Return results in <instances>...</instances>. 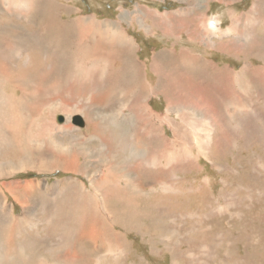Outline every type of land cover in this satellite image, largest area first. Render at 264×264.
<instances>
[{
  "label": "bare ground",
  "instance_id": "obj_1",
  "mask_svg": "<svg viewBox=\"0 0 264 264\" xmlns=\"http://www.w3.org/2000/svg\"><path fill=\"white\" fill-rule=\"evenodd\" d=\"M5 1L7 2L5 3ZM182 1L185 2L183 8L185 17H176V28L170 25H157L152 16H150V19L154 24L151 26L155 27H145L144 25H148V23L146 19H143L144 12L142 13L141 11L137 16L131 18V21H136L148 36L152 33H158V30H160L163 36L167 37H174L181 33V36L190 40L191 45L189 47L193 46V49H197L196 45L201 43L202 45L199 47H205L207 49L211 44V47L214 48V39L221 37L228 39L232 38L235 41L221 46L217 44L216 49L218 52L220 51L224 53V55L233 56L241 62V70L233 72L232 70L219 68V65L212 64L206 57L191 55V53H189L190 49H180L177 53L170 50L161 52L156 56L154 55L153 59L148 61V66L144 64V71H142L143 67L139 63L140 59L138 56L141 47L136 40L127 34L126 29H122L124 34L117 31V38L121 47L118 45H109L97 37L95 34V27L92 24H83V20H87L88 18L80 17L74 20L78 22H71L68 24L60 21L61 9L52 0H3L5 3L4 7L6 6L7 8L1 7L0 47L2 45L5 46L6 43L9 45L8 41L11 33H15L17 36L21 37L38 32L36 37L32 35L34 37V50L22 61L26 67L33 65L32 70L35 72L31 70L32 72L29 71L30 73H28L27 70L29 69L27 68L23 72L18 70L16 73V69H13L11 66V69L14 70L12 71L13 75L11 77L13 83L16 84V89L26 87L27 84H29V82H26V79L33 74L31 79L36 78V83L42 87L41 91H43L44 101L40 98V102H45V100H47L46 96L48 95L53 98L55 102L60 104L61 107H58V109H69L67 110L66 125L62 124L63 127L55 128L45 127L46 133L44 132L43 134V136H45L44 138L33 135V125H30L32 121L29 124L30 126H26L25 129L20 127L19 130L13 127L8 130L6 124H0V145L3 149H7V152L10 154H15L14 158L9 161H15V158L19 157L17 162H15L16 166L13 164V168L18 167V170H23L22 172L24 174H28L29 172L27 173V171L35 170V167L46 168L37 169L38 171L55 168L52 167V165L58 167L61 165L65 171H82L80 172L82 174L89 169L90 163H88V160L91 157L90 152L92 151L89 148L78 150V148L74 147L77 144L82 146L80 142L83 140L87 142L93 140L94 138L92 137L94 136L84 133L81 137L82 139H79L81 133L78 134L77 132L82 131L76 126L69 125L70 122L72 123L71 116L74 113H79V108L78 110L71 109L66 103V101H74L78 98H82L81 95L85 92H88L87 94H89V96L87 99L82 98L84 104L86 101H89L94 111V116L97 120L101 119V123L105 125L102 127V130L107 129L106 133L97 130L101 132V138L99 135L97 142L100 147V149H98V154L102 159V162L100 160L101 163L99 167V170L102 172H98L101 176L103 175V177L98 181L96 179V173L90 177L89 173L85 172L84 175L88 179L90 186L88 187L85 185L80 193L77 192L73 195H69V198L61 197L63 198L62 200L69 201L70 205L66 209H62L59 205H55L57 214L52 213L51 217H59V215H63L64 211L69 212V214L57 219H51V217L50 220L48 219L52 224L51 226L61 225L59 228L61 232L66 231L68 225L71 223H73L79 231L80 236L78 237L79 239L75 241L72 247L73 250L67 253H60L62 260L68 264H94V262L95 264H99L100 260L96 257L102 250L105 254L110 253L111 250L118 249V251H121L120 244L124 239L122 235H119L115 231L123 232L126 228L121 226L127 225L122 223L124 221L121 222L122 217L120 216V218L118 216V213L121 211L115 209V206L122 208L124 218H127L129 224L135 222L136 220L129 219L126 214L132 215L138 211L141 212L140 209L146 206V202L148 205L151 203V206L154 207V205L157 204L156 198L160 197L161 193H163L162 197H164L166 192H170L172 185L170 186L169 180L175 167H180L187 163V165L194 168L204 159L207 162L213 161L211 157H213L215 150L217 152L221 146L232 145V138L228 135L231 133L225 129V127H228L227 124L220 127L222 132H228V136L225 135L226 141H224L223 144L221 143V138L223 137H221L222 135L219 129V126L224 124L225 120L230 122H228L229 127L234 126V122H232L233 116L226 110L228 105H232L234 110L238 111V113L240 111L243 112V110H248L250 114L257 118H261V121L263 120L264 116L257 110H254L252 106V104H255L253 103L255 99L253 98L254 100L252 99L250 106H248L246 105L247 103L244 102V99L240 97L242 90L241 92L239 91V87H237L239 85L237 83L239 79H245L244 81L247 82L246 86L253 92L254 96L255 94L258 96L260 93L264 92V0H256V2H253L254 5L252 9L246 15L235 17V13L230 14L229 12L232 24L228 28H223V24L216 19L210 20L206 25L200 23L197 16H194L193 10L194 6H199L201 2L209 4L211 1H216L219 4L227 5L234 0ZM243 10L244 9H242V11ZM35 16H40V19ZM124 16L126 19L128 18L127 14H124ZM15 18L19 19V24L25 22L26 25L20 26L21 28L16 27L18 24H16ZM3 20L4 22L7 21L6 23L8 24H3ZM118 28V26L117 28L113 27L112 32H115V29L118 30ZM203 28L206 32L205 36L201 33ZM168 30H171L170 34H167ZM109 32L111 33V31ZM242 39L248 40H245L244 44H241V42H243L241 41ZM224 41L226 40L224 39ZM65 42L68 43L65 44ZM247 42L248 45H246ZM249 44H252L254 48L249 49ZM48 45L51 47L50 51H48L49 49H42L46 48ZM134 46L135 50L133 51ZM1 48L5 49L4 53L0 50V60L3 61H7L10 55L16 52H10L11 48L8 50L9 47ZM20 53H22V51H20ZM20 53L17 54L20 55ZM35 57L37 59L34 61ZM186 60L190 62V64H187ZM118 61L120 62V67L119 65L118 67L116 66ZM255 62L261 63V67L256 68V66L253 67L250 65L251 63L254 65ZM0 71L5 73V71H9V69L0 67ZM46 71L50 72L46 75L49 79L48 77L45 78ZM148 71L156 76L154 84L150 83L148 80ZM55 72L58 73L61 78L65 77L68 79L70 83L63 86L60 80L56 81ZM39 73L41 76L38 75ZM127 75L129 76L128 79H126ZM11 77L3 76V81L9 83ZM3 81L0 80L1 85ZM69 84H71V86H69ZM60 86H63V90L57 92ZM52 88L55 91L51 93ZM70 89L71 91H69ZM71 92L72 97L70 94ZM242 96H244L243 93ZM257 96L256 98H258ZM154 97L160 99L164 98V100L167 101L168 104L164 116H160L150 106V100ZM18 99L19 100L16 101L12 98L0 97L1 120L5 119L8 115L7 111L1 113L4 108L14 107L16 109L17 105L19 106L20 103L26 101L27 97ZM108 102L118 104L114 112L108 111L110 106H112L109 105L110 103ZM175 103L177 105H174ZM241 104L249 108L242 109ZM51 108H53L52 110L57 109L55 104H51ZM29 113L31 118H39L42 121L41 117L47 112L40 109L38 113L34 111H29ZM21 114L23 113L21 112ZM83 114L84 125H86V118L89 122V132V125L93 126L92 121L95 117H92V115H85V113ZM11 115H14V121L17 122L18 119L15 113ZM22 117L24 116L22 115ZM130 117H132L133 120H131ZM20 120L18 122H20ZM78 120L82 123L83 119ZM14 121H11L9 124L12 126L15 125ZM245 121H247V119ZM84 125L81 126L84 127ZM256 126L258 125L256 124ZM206 127L207 130L212 133L211 139L209 138V134H207L205 140H200L196 135L193 136L195 131H206ZM214 127L218 129L213 130ZM253 130L254 126L250 128L249 132H244L243 138H246V142H248L250 135L253 134ZM168 131L176 135L175 138H169ZM237 131L238 133L236 132V134L238 135L240 129ZM237 135H233L234 138ZM103 136H108L110 140L106 138L103 139ZM64 138H72L76 140L77 143L74 141L75 143L69 145L63 144ZM251 139L253 141V138ZM21 153L23 155H21ZM9 161L2 162L0 167L12 171L13 165ZM122 164H124V166H122ZM1 172L8 175L14 173L0 171V176L2 174ZM41 173L43 174V172ZM205 181L207 182V180ZM212 184L214 183L212 182ZM53 189L54 196L58 186L53 187ZM33 192L34 189L30 188L28 192L24 193L27 196H35ZM224 195H226L228 199V193L224 191ZM29 200H31L33 204V197H29ZM5 204L3 196L0 195V214L4 210L7 219L9 217L12 219V224H16L17 235H20L23 229L25 231L27 229L30 231H37L41 228L39 222L36 223L33 221L30 212L28 215L26 212L21 217H17L12 213L14 209H9L8 206L6 208ZM94 206L96 207L94 208ZM195 206H198V204ZM78 210H80L82 214L79 215L75 213ZM76 214L77 216L74 217ZM97 214L102 218L101 220H94L97 219ZM102 214L106 215V217ZM151 220L154 222L156 218L154 219V217H152ZM172 222L174 221L172 220ZM142 231L141 229V232ZM44 245L46 246L43 247ZM54 246V241L51 239L48 243H42L43 250L56 253L53 251ZM23 249L18 251V255L22 259L19 260L18 263H16L15 257H11V255L7 254H0V264H46V262L38 256V252L34 246L29 249L30 255L26 252L27 250L25 251ZM165 256L167 257V255ZM186 256L187 259H190L189 264L200 262L193 257L194 254L187 253ZM167 263H169V260Z\"/></svg>",
  "mask_w": 264,
  "mask_h": 264
},
{
  "label": "rangeland",
  "instance_id": "obj_2",
  "mask_svg": "<svg viewBox=\"0 0 264 264\" xmlns=\"http://www.w3.org/2000/svg\"><path fill=\"white\" fill-rule=\"evenodd\" d=\"M52 1L56 3L61 9L60 21L68 24L71 22H78L74 20L80 17L88 18L87 20H83V24H92L95 27V34L97 35V37L109 45H118L121 47V44L118 42L117 31L123 33L122 29H126L127 34L131 36L134 40H136V42H138L139 46L141 47H139L140 49L138 52V56L140 59L139 63L143 67L142 71H144V64L148 66V61L152 60L154 55L156 56L159 55V53L161 52L170 50L177 53L180 51V49H190L189 53H191V55H195L198 57H206L208 58V61L212 62V64L214 65H219L218 67L222 69L232 70L233 72L242 69L241 62H239L233 56L227 54L224 55V53H221L220 51L218 52V50L216 49L217 44L221 46L235 41L232 38L228 39L225 37H221L214 39V48L211 47V44L210 47H207V49L205 47H199L202 45L201 43L199 45H196L197 49H193V46L189 47L191 45L190 40H187L183 36H181V33L174 37H167L163 36L160 30H158V33H152L150 34V36H148L145 34V31L140 28L139 24L136 21H131V18L137 16L141 11L142 13L144 12L143 19H146L148 23V25H144L145 27H155L151 26L154 24V22L150 19V16H152L153 20L157 23V25H170L171 27L176 28V17H185V11H183L185 2H183L182 0ZM6 2L7 1H5V3ZM215 2L211 1V4L201 2L199 6H194V16H197L199 22L204 23V25L208 24L210 20L216 19L217 21H220V23L223 24V28H228L232 24V21L230 20V14L235 13V17L246 15L252 9L254 5L253 2H256V0H234L233 2L227 5ZM5 3L3 2V0H0V9L1 7H4ZM4 8L7 7L5 6ZM242 9L244 10L242 11ZM1 11L2 9L0 10V21H2ZM124 14H127L128 20L125 18ZM35 17L40 19V16ZM6 22H4L3 20V24H8ZM15 22L16 24H18V26L16 25V27L19 28H21L20 26L26 25L25 22L19 24L18 18H15ZM114 25H117L119 28L118 30L115 29V32H112L113 27L117 28V26ZM109 31H111V33ZM170 32L171 30H168L167 34H170ZM37 33L21 37L17 36L15 33L10 34L8 41L9 45L6 43L5 46L2 45L1 47H9L8 50L11 48L10 52H16H13V54L10 55L7 61L0 60V67L4 69H9V71H5V73H11L5 74L4 72L0 71L1 81H3V76L11 77L13 75V69H16V73L18 70L23 72L27 68L29 69L27 70L28 73L33 71V65L26 67L24 66V63L22 61L25 60L28 54L34 50V37L37 36ZM201 33L204 36L206 35L204 28ZM32 35H34V37ZM224 39L226 41H224ZM245 40L248 39H242L241 41L243 42H241V44H244ZM66 43L68 42H65V44ZM246 45H248V42L246 43ZM1 47L0 50L4 53L5 49ZM248 48L250 49L254 47L252 46V44H249ZM42 49H49L48 51H50L51 47L50 45H48L46 48ZM134 50L135 46L133 48V51ZM20 51H22V53H20ZM17 53H20V55H18ZM36 59L37 58L35 57L34 61ZM186 63L190 64V62H188L187 60ZM260 64L261 63L255 62L254 65H252V63L250 65L253 67L256 66V68H258L261 67ZM118 65L120 67L119 61L116 66L118 67ZM11 66L13 67V69H11ZM49 73V71H46L45 78L48 77L46 75H48ZM32 75L33 74H31V76ZM38 75L41 76L40 73ZM31 76L26 79V82H29V84H27V86L24 88L16 89V84L13 83L12 77L9 83L3 81V84H0V97L9 99L12 98L16 101L19 100L18 98L24 97H27L28 99L20 103L19 106L17 105V110L14 107L4 108L1 113L7 111L9 116L7 115L5 119H0V124H6L8 126V130H10L11 127L19 130L20 127L25 129L26 126L33 125V135L40 138H44L45 136H43V134L45 132V127H63V125L66 123V116L68 115L67 110L69 109H58V107H61L60 104L55 102V100L47 94V100H45V102H40L39 99L41 98L43 100L44 98L43 91H41L42 87H40V85L36 83V78L31 79ZM128 77L129 76L127 75L126 79H128ZM55 78L56 81L60 80L63 83V86L68 85V83H70L68 79H66L65 77L61 78L60 75L56 72ZM148 80L152 84H154L156 80V76L151 74L149 71ZM244 80L245 79L241 78L238 80L237 83L239 85L237 86L239 87V91L241 92L242 90V93L244 95L242 96L241 93L240 97L244 99V102H246V105L248 106H250V103L254 98L255 101H253V103L255 104H252L254 110H257L260 114L264 116V92L260 93V96H257V94H255L254 96L253 92L250 91L248 86H246L247 82ZM63 86H60L57 92L62 91ZM69 86H71V84H69ZM53 91L55 90L52 88L51 93ZM69 91H71V89ZM87 93L88 92L83 93L81 97L87 99L89 96V94ZM70 94L72 97V92ZM256 96L258 98H256ZM82 98H78L74 101H66L67 105L71 109L78 110L79 108V113H74L71 116L72 123L70 122L69 125L74 127L76 126L79 130L82 131L77 132L78 134L81 133L79 139H82L81 137L84 133L88 135L91 134L94 136L92 137L94 138L93 140L89 142L83 140L80 142L82 146H79L77 144L78 147L77 145H75L74 148H78V150L89 148L92 151L90 152L91 157L88 160V163H90L89 169L85 172L89 173L90 177H92L96 173V179L99 181L101 180L103 175L101 176L98 172L101 171L99 170V167L100 163L102 162V159L98 154V149H100V147L97 140L99 135L101 138V132L103 131L104 133H106L107 129L102 130V127L105 126L103 123H101L102 120H97V118L94 116V111L92 110V106H90L89 101H86V103L84 104V100ZM58 101L61 102L60 100ZM51 104H55L57 109L52 110L53 108H51ZM167 104L168 103L166 100H164V98L160 99L158 97H154L152 98V100H150V106L160 116L165 115ZM109 105H112L108 109L109 112H114L118 106V104H113V102H111ZM174 105L177 104L175 103ZM248 106H243V104H241L242 109H247L249 108ZM39 108L47 112L44 116L41 117L42 121L39 118H31L29 113V111H34L38 113V111L40 110ZM11 109L13 110V112ZM226 110H228V112H230L233 116L232 122H234V126L229 127L230 122L228 121V123L226 120L224 121V124L219 126V129L221 131L220 133L222 135L221 137H223H220L222 139L221 143L223 144L224 141H226L225 137L230 135L233 144L225 145L223 147L221 146V148L218 149L217 152L215 150V153H213V157H211L213 161L207 162L204 159L200 162L198 166L194 168H192L190 165H187V163L183 164L180 167H175V170L173 171L169 180L170 186H173V188L171 186L170 192H166L164 194V197H162L163 193H161V196L156 198L157 204L154 205V207L151 206V203H149L148 205L146 202V206L143 207L144 210L140 209L141 212L138 211L137 213L132 215L126 214L129 219H132L134 221L136 220L135 222H131V224H129L127 218H124L122 208H118L117 206H115V209L121 211L118 213V216L122 217L121 222L124 221L122 223L127 225L121 226L126 228L123 230V232L115 231L119 235H122V238L124 239L120 244L121 251H118V249L111 250L110 253L105 254L102 250L101 253L96 257L100 260L99 264H189L190 259H187V253L194 254L193 257L200 261L195 262V264H264V117L261 121V118L253 116L249 113L248 110H243V112L240 111L238 113V111L234 110L232 105H228L226 107ZM21 112L23 114H21ZM12 113H15V116L18 119L17 122L14 121L15 119L14 115H11ZM83 113H85V115H92V117H95L92 121L93 126L89 125V132V122L86 118V125H84ZM22 115L24 117H22ZM237 117L240 119V121ZM27 119L29 123L27 122ZM78 119H83L82 123L79 122ZM130 119L133 120L132 117H130ZM174 119L176 120L175 117ZM246 119L247 121H245ZM19 120L20 122H18ZM11 121H14L15 125H10L9 123ZM243 121H245L246 123ZM226 124L228 127H225V129L231 134H228V132H222L221 130L220 127H223ZM256 124L259 127L256 126ZM81 125H84V127ZM252 125L254 126L253 134L250 135L248 142H246V138H243L244 132H249L250 128H253ZM214 129L218 128L214 127L213 130ZM238 129H240V132L237 135L236 132L238 133ZM97 130H101V132ZM167 133L169 135V138H175L176 136L170 131H168ZM194 133L193 136L196 135V137L200 140H205L207 134H209V138L211 139L212 135V133L207 130V127L206 131H195ZM233 135L237 136L234 138ZM103 137V139L106 138L107 140H110L108 136ZM251 138H253V141ZM72 140V138H64L62 143L66 145L75 142L77 143L76 140ZM21 155L23 154L21 153ZM14 156V153L10 154L9 152H7V149H3V147L0 145V164L2 162H8L12 158H14ZM18 158H15V161L9 162H11V164L13 165L15 164V162H17ZM122 166H124V164H122ZM13 167L14 165L12 166V168ZM52 167L55 168H50L48 170L42 171H38L37 169L46 168L35 167V170L27 171V173L29 172L28 174H24L22 172L23 170H18V167L13 168L12 171H8L7 168L0 167V171H5L7 173L14 172L9 175L1 172L2 174L0 176V195L3 196V199L6 203V208L7 206L9 209L13 208L14 212L12 213L14 214V216L17 217H21L26 212L28 215V213L30 212V216L33 221L36 223L39 222L41 224V228H39L37 231H30L29 229L25 231L23 229L22 233L20 235H17L16 224H12V219H10V217L7 219V215L5 216L4 210L0 214V254H7L11 255V257H15L16 263H18L19 260H22L18 255V251L20 249L24 248L23 250H27L26 252L28 253V255H30L29 249L34 246V248H36L38 252V256L41 257V259L44 260L46 264H68L64 260H62L60 253H67L73 250L72 247L75 241L79 239V231L73 225V223L68 225V229L66 231L61 232L59 230L61 225L51 226L52 224L50 221H48V219L50 220L52 213L57 214L55 205H59L62 209H66L70 205V202L62 200L63 198H69V195H73L77 192L80 193L83 190V187L85 185L89 187L90 183L84 175L85 172L84 174H82L80 173L82 171H65L63 169V166L61 165H59V167L52 165ZM41 172H43V174ZM251 177L254 179H252ZM205 180H207V182ZM260 180H262L263 182ZM211 181L214 184H212ZM207 183L209 186L207 185ZM55 186H58V189L55 190L53 196V187ZM30 188L34 189L33 195L37 197L25 195L24 192H28ZM224 191L228 193V199L226 195H224ZM29 197H33V204L31 203V200H29ZM258 202L261 204H259ZM196 203L198 204V206H195L197 205ZM95 207L96 206H94V208ZM64 212L63 215H59V217L54 218H61L62 216H66L69 214V212ZM75 213L79 215L82 214L80 210ZM77 214L74 217H76ZM102 215L106 217V215ZM152 217H154V219L156 218L154 222L151 220ZM54 218L51 217V219ZM98 219L101 220L102 218L99 217L97 214V219L94 220ZM172 220L174 222H172ZM141 229L143 230L142 232ZM139 232L141 233V235ZM50 239L54 241L56 247H53V251L56 253L48 252V250L42 249V243H48ZM37 245L39 246V248ZM45 246L46 245H44L43 247ZM165 255H167V257ZM168 260L169 263H167Z\"/></svg>",
  "mask_w": 264,
  "mask_h": 264
}]
</instances>
